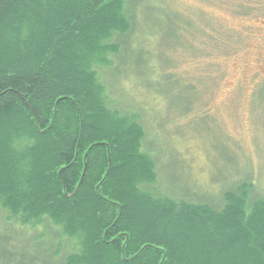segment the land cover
Listing matches in <instances>:
<instances>
[{"label":"trees","instance_id":"obj_1","mask_svg":"<svg viewBox=\"0 0 264 264\" xmlns=\"http://www.w3.org/2000/svg\"><path fill=\"white\" fill-rule=\"evenodd\" d=\"M138 4L0 0V80L58 81L67 93L61 108L68 105L82 146L92 145L97 161L91 178L73 191L59 171L67 152L57 126L32 116L25 100L9 103L5 95L0 206L23 223L47 217L62 236L78 238L79 250L65 264H252L264 244V198L251 196L253 183L225 191L220 209L139 189L157 179L141 150L144 131L136 117L106 106L92 68L117 52L106 43L114 35L118 51L124 49Z\"/></svg>","mask_w":264,"mask_h":264},{"label":"rangeland","instance_id":"obj_2","mask_svg":"<svg viewBox=\"0 0 264 264\" xmlns=\"http://www.w3.org/2000/svg\"><path fill=\"white\" fill-rule=\"evenodd\" d=\"M133 1L126 46L114 35L117 52L92 68L106 106L144 131L157 179L139 189L217 209L242 183L264 198V0ZM78 250L47 217L0 206V264H65Z\"/></svg>","mask_w":264,"mask_h":264},{"label":"snow or ice","instance_id":"obj_3","mask_svg":"<svg viewBox=\"0 0 264 264\" xmlns=\"http://www.w3.org/2000/svg\"><path fill=\"white\" fill-rule=\"evenodd\" d=\"M5 95L12 98L9 103H15L17 96L25 100L32 116L49 126H57L62 148L67 152L59 171L65 184L75 185L73 191H78V187L91 178L97 161L91 156L92 145L82 146L79 124L75 117L65 112L68 105L61 108L67 93L60 88L59 82H52L51 77L48 80L37 78L18 86L0 80V107L4 105ZM96 183L99 184L100 181ZM104 200L106 201L107 197H104ZM252 264H264V244L260 245L257 258Z\"/></svg>","mask_w":264,"mask_h":264}]
</instances>
